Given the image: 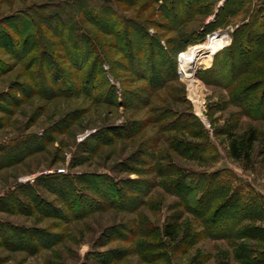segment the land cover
Listing matches in <instances>:
<instances>
[{
    "label": "rangeland",
    "instance_id": "obj_1",
    "mask_svg": "<svg viewBox=\"0 0 264 264\" xmlns=\"http://www.w3.org/2000/svg\"><path fill=\"white\" fill-rule=\"evenodd\" d=\"M109 1L136 25L149 22V34L161 38L170 61L155 79L150 80L148 61L142 73L128 61L129 41L135 49L144 46L130 26L125 42L99 33L115 56V76L105 63L106 75L99 82L79 83L81 71L65 59L53 37L57 26L51 25L44 26V40L57 46L42 45V53L34 52L32 56L45 53L50 59L30 71L32 57L23 55L17 30L27 29L24 23L41 8L68 5L79 13L91 6L90 0H0L1 42L9 34L20 43L12 51L0 47V264H242L228 240L205 238L194 244L205 227L191 210L202 208L194 207L192 196L180 197L172 190L187 194L192 185L187 176L219 173L205 183L222 195L210 215L233 191L243 187L248 192L247 185L251 196L264 197V118L255 116L261 111L251 99L244 101L239 90L213 82L231 71L224 56L221 73L207 71L216 56L211 67L196 70L203 86L199 110L179 58L219 32L232 38L221 50L231 46L235 30L264 7V0H244L241 11L222 25L216 16L227 0H209L205 12L179 32L158 27L168 24L162 12L165 0H138L134 8L131 0ZM86 26L98 34L94 26ZM42 66L48 72L45 81L33 77ZM64 80L68 83L62 85ZM251 128L260 138L248 164L233 158L230 134L243 141ZM64 177L75 194L93 201L95 211L77 217L80 207L66 204L56 193ZM222 185L228 188L222 191ZM118 200V207L111 204ZM256 224L262 226L247 222L232 231ZM170 225L178 227L177 242L165 236ZM244 242L264 249L240 239L237 244ZM206 256L210 260L205 263Z\"/></svg>",
    "mask_w": 264,
    "mask_h": 264
},
{
    "label": "trees",
    "instance_id": "obj_2",
    "mask_svg": "<svg viewBox=\"0 0 264 264\" xmlns=\"http://www.w3.org/2000/svg\"><path fill=\"white\" fill-rule=\"evenodd\" d=\"M137 1L131 0L130 7L134 8V4ZM207 1L209 0H165L167 8L162 10V12L168 20V24H160L158 27L165 31L173 30L179 32L186 24L194 21L205 12L206 7L203 5ZM243 2L244 0L241 2L240 0H227L226 4L217 13L216 18L219 20V23L222 25L231 16L238 14L241 11ZM89 3L91 6L87 10H84V12L81 11L79 13L73 11L68 5L62 6L60 9L58 7H53L54 9L52 7L41 8L40 10L48 11L50 14H41L39 10L33 13L31 19H27V22L24 23L28 26L27 29L23 28L25 30L22 31V28H20L17 30L19 31V37L23 39L21 45L17 41H13L11 36L5 33L6 42L3 43L6 46L5 48L12 51L17 45H20V49L24 53L23 55L25 57H32L29 62V70L32 71L34 66L44 63L45 59H50L48 56H45V53L41 55L43 52L39 50L41 46L46 45L50 47L56 45L50 43L51 41L48 38L44 40L47 36L45 34L46 36L44 37L43 34L44 26H57V30L53 32V37L54 39H58L57 45L67 55L65 59L72 62L75 68L81 71L78 82L83 85L92 86L93 82L97 83L102 77H105L106 73L103 71V65L105 63L110 66L112 76H115L113 73V66L116 64L113 62L115 56L109 52L108 44L103 45L102 41L104 38L100 34L104 33L111 36L114 40L117 39L125 42L130 39L128 31L132 30L131 28H126L130 26L134 31L132 36L140 34L139 36L142 37L144 46L143 48L135 49L129 41V49L127 51L128 61L133 64L132 66L135 65L136 73H142L143 70L141 68L145 62L144 60L148 61V73H151L150 80L155 79L158 74L160 75L157 72H161L162 65H167L170 60L166 52L167 50L162 45L161 38L158 35L149 34V22L146 21L141 25H136V22L133 20H128L126 16H122V13H119V6L109 0H90ZM118 14L121 15L119 16ZM63 21H65V25ZM12 22L10 20V23ZM86 25L94 26L98 34L93 30H88ZM214 27L216 25H213ZM1 28H3L2 25ZM15 28L17 29V27ZM41 35L44 37L42 38L43 40L39 38ZM3 44L0 37V47ZM146 45H148V48H146ZM38 50L41 52L39 55H44V58H39L37 54L32 56ZM17 51L19 52V50ZM137 51L143 55V60L139 56L140 54H136ZM120 53L124 54V51L120 50ZM223 56L227 58L226 65L231 68V71L223 78L222 76L214 77L212 79L213 82L226 86L229 89L239 90L240 96L243 97L244 101L251 99L255 103L254 106L261 111L260 114L255 116L261 119L264 118V112H262L264 110V7L255 12L248 22L235 30L232 45L216 53L217 60L213 67L207 70L208 73H221L218 67L221 64V58ZM50 64L57 66L55 62ZM172 65L175 67L173 69L174 72H176L177 64L175 65V61L172 62ZM216 69L217 71H215ZM33 73V77L41 78L43 81L48 78L47 69L43 68V66L39 67ZM63 82L65 83L62 85L68 83L67 80ZM239 104L242 108L245 107L243 102ZM230 138V149L233 158L236 160L244 159L250 164L255 144L260 138L259 131L256 128L249 129L243 141H240L234 133L230 134ZM218 175L219 173H214L209 176L208 174L199 175L194 173L192 174V176H195L194 181L190 179L192 177L190 175L187 176L190 180L184 178L178 182L177 187H181L182 184L184 185L182 181L185 180L192 183L187 194H184L182 191L177 192L175 190V192L172 190L173 193H176L180 197L192 196L194 207L202 208V210H191L204 223L205 227V233L198 234L194 237V244L199 243L205 238L228 240L235 248L234 255L237 261H240L242 264H264V249L255 248L245 242V244H237L240 239L264 246V197L256 194L251 196L249 190L253 189L247 185L248 192L243 187L233 191L216 210H213V214L210 215L209 211L213 209L212 204L217 198L222 197V195L213 191L212 187L205 183L207 180L212 181ZM69 181L70 179L68 177H64L61 184L56 187V193L64 199L66 204L72 202L75 207H80V214L77 217L95 211L97 208L93 201L90 199H82L80 195L75 194L73 192L74 187ZM194 182L197 186L193 185ZM222 187V191L228 188L226 185H222ZM199 192H201L200 196L195 198ZM111 204L118 207L121 201L118 200ZM229 222L234 223L227 230ZM247 222L261 223L262 226H257V224L247 226L244 230L236 232V234L232 231L233 228H240ZM165 236L170 238L171 241L177 242L179 239L178 227L175 225L167 226ZM237 238L238 240H235ZM190 247L192 246L190 245ZM205 260L206 263L210 258L206 256Z\"/></svg>",
    "mask_w": 264,
    "mask_h": 264
},
{
    "label": "bare ground",
    "instance_id": "obj_3",
    "mask_svg": "<svg viewBox=\"0 0 264 264\" xmlns=\"http://www.w3.org/2000/svg\"><path fill=\"white\" fill-rule=\"evenodd\" d=\"M231 39L226 32H219L209 37L207 42L190 47L179 58L180 72L188 82L189 95L199 110L203 103V86L196 77V70L200 66H206L207 69L211 67L216 53L229 44Z\"/></svg>",
    "mask_w": 264,
    "mask_h": 264
}]
</instances>
